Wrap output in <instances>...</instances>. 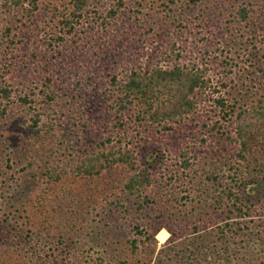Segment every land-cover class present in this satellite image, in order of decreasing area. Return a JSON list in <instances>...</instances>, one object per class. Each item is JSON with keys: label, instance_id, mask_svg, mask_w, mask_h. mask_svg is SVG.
I'll return each mask as SVG.
<instances>
[{"label": "trees", "instance_id": "16d2710c", "mask_svg": "<svg viewBox=\"0 0 264 264\" xmlns=\"http://www.w3.org/2000/svg\"><path fill=\"white\" fill-rule=\"evenodd\" d=\"M90 1L93 0H69L63 10L58 5L46 4L52 24L50 32L59 33L49 37V41L59 46L77 32ZM240 1L235 15L239 21L247 22L256 10L249 0ZM3 6L8 13L14 8L20 9L27 19L40 10L38 0H6ZM121 7L119 3L106 16H99V25L114 19ZM261 22L257 36L258 30L264 29V18ZM259 37L264 49V32ZM7 41L12 43V39ZM162 53L165 56L162 62L134 63L123 76L109 75L103 95L109 103L107 120H99L103 122L102 133L94 146L83 147L75 158L70 154L66 156L71 159L56 158L70 150L69 144L62 150L57 148L62 143V120L42 112L44 108L36 106V101L28 98L29 94L18 97L17 106L24 109L25 115L22 125H26L31 138L40 139L49 157L42 173L45 187L29 191L28 196L33 200L24 205L28 209L23 212L27 221L36 219L45 223L47 234L57 240V246L53 240L46 242L51 244L47 251L37 248L31 229L36 227L37 221L29 222L31 228L25 234L15 222V226L11 225L12 240H0V264H264V101L250 107L226 108L221 101L214 100L225 116L235 117L231 121L234 136L227 132L228 144L220 148L223 155L215 154L217 163L227 168L229 182L221 184L215 173L206 171L204 181L197 183V177H191L179 196L174 178L162 182L163 178L156 175L155 166L163 160L160 151L141 156L143 162L139 163V151H136L139 147L135 148L137 144L130 133L135 131L138 135L139 129L144 127L154 128L157 133L170 131L174 124L197 111L202 98L210 96L206 94L209 79L199 66L182 63L180 53ZM0 72L3 80L0 82V118L4 119L16 102L11 95V84L6 81L10 68L1 65ZM96 81L87 77L80 83L91 92L101 88ZM55 95V92L44 95L46 102L42 105L50 111ZM109 109L115 112L113 116L109 115ZM85 120L80 122L83 127H86ZM106 123H111L112 132ZM14 151L17 152V148ZM12 154L13 150H9L6 156ZM187 154V151L180 152L177 158L176 165L182 173L190 169ZM71 182L77 184L72 187ZM28 196L25 194L27 201ZM97 209L104 213L101 222L105 216L114 226L119 219L125 220L132 225L130 229L134 234L119 250L120 236L110 237L111 231H105L107 237L101 235L98 240L102 243L97 245H108L107 248L101 252L96 248L97 251H88L85 256L79 239L72 237L82 233L80 217L92 215ZM163 229L169 238L156 253V236ZM68 240L74 246L70 247ZM114 245L116 248L112 251ZM16 253L19 258L14 256Z\"/></svg>", "mask_w": 264, "mask_h": 264}, {"label": "rangeland", "instance_id": "374dc122", "mask_svg": "<svg viewBox=\"0 0 264 264\" xmlns=\"http://www.w3.org/2000/svg\"><path fill=\"white\" fill-rule=\"evenodd\" d=\"M38 1L40 10L27 19L18 8L8 13L3 6L6 0H0V66L10 68L6 81L11 84V95L16 102L7 111V117L0 118V240H12L11 225L15 226V222L25 234L31 228L29 222L37 221L36 227L31 228L37 248L47 251L51 244L46 242L55 241L57 244V240L47 234L45 223L36 219L27 221L23 212L27 208L24 205L33 200L31 195L28 196L29 191L45 187L42 173L49 157L40 139L31 138L26 125H22L25 115L24 109L17 106L18 97L29 94L28 98L35 100L36 106L44 108L42 112L62 120L59 129L63 132L62 143L57 148L62 150L69 144L70 150L65 156L59 154L56 158L71 159L66 154L79 155L83 147L94 146V141L102 133L100 125L103 122L99 120H107L109 106L107 97L103 96L105 81L114 74L123 76L134 63L152 65L162 62V56L165 57L162 52L180 53L182 63L195 64L203 69L209 79L206 94L210 96L202 98L197 111L174 124L170 131L157 133L154 128L145 127L139 129L138 135L132 131L130 136L137 144L135 148L139 147L136 149L139 151L138 162H143L141 156L159 150L163 160L155 166L156 175L163 178L160 179L162 182L174 178L179 196L191 177H197V183L204 181L206 171L215 173L221 184L229 182L227 168L217 163L215 154L221 156V146L228 144L225 140L227 132L234 136L231 121L235 117L225 116L214 100L221 101L226 108L250 107L264 101V49L259 41L264 29H259L258 36L255 35L264 18V0H249L256 12L247 22L239 21L235 15L240 0H93L81 22L82 27L78 26L77 32L59 46L49 41V37L59 33L57 30L50 32L52 24L45 5L52 3L63 10L69 0ZM119 3L122 7L118 15L100 26L98 17L106 16ZM7 28L10 31H5ZM7 37L12 39L11 44ZM87 77L95 78L101 88L87 91L86 85L80 83ZM51 92L56 94L55 101L51 102L52 111L42 105L46 102L44 95ZM55 110L58 113H54ZM114 114L109 109V115ZM85 118L86 127H83L80 122ZM106 124L112 132L111 123ZM16 148L17 152L14 151ZM9 150H13V154L6 156ZM183 151H187L190 157V169L184 173L176 165L178 155ZM28 165L32 168L28 169ZM76 184L71 182L72 187ZM199 185L203 186L202 181ZM101 216L104 217V213L97 209L92 215L79 219L82 233L72 239H79L85 256L88 251H97L96 248L100 252L107 248L108 245H97L102 243L98 240L101 235L107 237L105 231L112 232L110 237L120 236L119 250L134 234L130 229L132 225L125 220L119 219L114 226L106 216L101 222ZM168 238L165 229L158 233L156 253ZM109 240L111 242L112 238ZM68 242L70 247L74 246L70 240ZM115 248L116 245L111 246L112 251Z\"/></svg>", "mask_w": 264, "mask_h": 264}, {"label": "bare ground", "instance_id": "6f19581e", "mask_svg": "<svg viewBox=\"0 0 264 264\" xmlns=\"http://www.w3.org/2000/svg\"><path fill=\"white\" fill-rule=\"evenodd\" d=\"M165 235V234H164Z\"/></svg>", "mask_w": 264, "mask_h": 264}]
</instances>
